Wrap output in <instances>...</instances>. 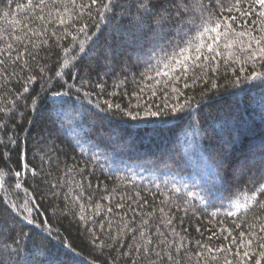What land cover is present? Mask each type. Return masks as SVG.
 I'll use <instances>...</instances> for the list:
<instances>
[{"label": "trees", "instance_id": "1", "mask_svg": "<svg viewBox=\"0 0 264 264\" xmlns=\"http://www.w3.org/2000/svg\"><path fill=\"white\" fill-rule=\"evenodd\" d=\"M0 264H264V0H0Z\"/></svg>", "mask_w": 264, "mask_h": 264}, {"label": "rangeland", "instance_id": "2", "mask_svg": "<svg viewBox=\"0 0 264 264\" xmlns=\"http://www.w3.org/2000/svg\"><path fill=\"white\" fill-rule=\"evenodd\" d=\"M222 136V135H221ZM222 138H224L223 136H222Z\"/></svg>", "mask_w": 264, "mask_h": 264}]
</instances>
